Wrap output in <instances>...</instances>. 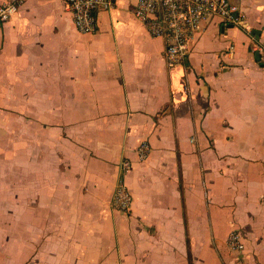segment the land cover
<instances>
[{
  "label": "crops",
  "instance_id": "crops-1",
  "mask_svg": "<svg viewBox=\"0 0 264 264\" xmlns=\"http://www.w3.org/2000/svg\"><path fill=\"white\" fill-rule=\"evenodd\" d=\"M136 1L94 33L63 0L0 27V264H264V0H233L244 24L204 23L176 67Z\"/></svg>",
  "mask_w": 264,
  "mask_h": 264
},
{
  "label": "built area",
  "instance_id": "built-area-1",
  "mask_svg": "<svg viewBox=\"0 0 264 264\" xmlns=\"http://www.w3.org/2000/svg\"><path fill=\"white\" fill-rule=\"evenodd\" d=\"M25 0H7L0 3V27L8 22ZM73 15L75 28L81 33H94L99 27V13L116 7L117 0H63ZM133 15L153 37L166 40L165 58L170 67L186 62L191 45L200 27L209 21L218 20L225 27L241 26L245 12L233 0H137L132 5ZM254 51H262L255 44ZM150 144L143 141L137 148L139 158L144 160L150 153ZM131 161L124 158L119 163V175L111 199L113 209L128 212L133 197L125 182ZM229 247L241 251L244 244L240 233L232 231L227 239Z\"/></svg>",
  "mask_w": 264,
  "mask_h": 264
},
{
  "label": "water",
  "instance_id": "water-1",
  "mask_svg": "<svg viewBox=\"0 0 264 264\" xmlns=\"http://www.w3.org/2000/svg\"><path fill=\"white\" fill-rule=\"evenodd\" d=\"M256 57L259 58L260 57L259 54H256Z\"/></svg>",
  "mask_w": 264,
  "mask_h": 264
}]
</instances>
